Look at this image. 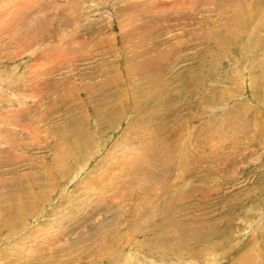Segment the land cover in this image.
<instances>
[{"label":"rangeland","instance_id":"obj_1","mask_svg":"<svg viewBox=\"0 0 264 264\" xmlns=\"http://www.w3.org/2000/svg\"><path fill=\"white\" fill-rule=\"evenodd\" d=\"M0 264H264V0H0Z\"/></svg>","mask_w":264,"mask_h":264},{"label":"bare ground","instance_id":"obj_2","mask_svg":"<svg viewBox=\"0 0 264 264\" xmlns=\"http://www.w3.org/2000/svg\"><path fill=\"white\" fill-rule=\"evenodd\" d=\"M126 1V0H125ZM250 36V35H249ZM256 39H258L257 37H256ZM257 42H259L258 40H257ZM149 60V59H148ZM143 65V66H142ZM151 65H152V62H150V60L149 61H146V62H143V63H141V64H137V65H135V68H134V66H133V68L131 67V68H126V73H133V72H141V73H144L145 71H148V69L149 68H151ZM140 69H142V70H144V72L143 71H141ZM128 74V75H129ZM147 77V76H146ZM148 81L150 82V83H152L153 81H154V77L153 76H150L149 75V77H148ZM156 81V80H155ZM111 82V81H110ZM154 98H157V97H154ZM155 101V100H154ZM179 187V186H178ZM183 195V196H182ZM182 197H184V194H180V193H178V194H176L175 196H173L172 195V199L175 201L176 199H181ZM168 200H169V197H168ZM169 201H171V200H169ZM194 232L195 231H193V232H191L190 233V235L189 236H194L195 234H194ZM190 242V241H189Z\"/></svg>","mask_w":264,"mask_h":264}]
</instances>
